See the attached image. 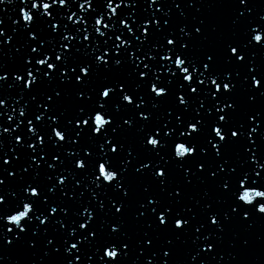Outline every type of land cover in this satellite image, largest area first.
<instances>
[{
  "label": "water",
  "instance_id": "water-1",
  "mask_svg": "<svg viewBox=\"0 0 264 264\" xmlns=\"http://www.w3.org/2000/svg\"><path fill=\"white\" fill-rule=\"evenodd\" d=\"M0 264H264V0H0Z\"/></svg>",
  "mask_w": 264,
  "mask_h": 264
}]
</instances>
